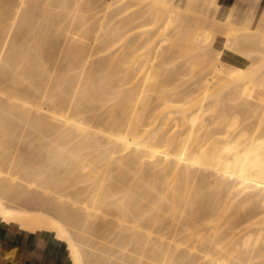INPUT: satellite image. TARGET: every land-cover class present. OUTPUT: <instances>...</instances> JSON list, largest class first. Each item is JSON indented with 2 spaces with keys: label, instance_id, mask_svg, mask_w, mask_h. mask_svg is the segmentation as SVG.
<instances>
[{
  "label": "bare ground",
  "instance_id": "obj_1",
  "mask_svg": "<svg viewBox=\"0 0 264 264\" xmlns=\"http://www.w3.org/2000/svg\"><path fill=\"white\" fill-rule=\"evenodd\" d=\"M68 1L0 0V219L30 232H50L71 264H165L172 258L178 264H264V78L242 82L238 74L212 81L206 72L207 78L176 85L184 87L182 93L168 92L173 75L184 68L167 71L171 45L159 51L172 31L163 29L188 20L207 25L203 31L216 39L207 59L221 60L224 47L237 56L255 50L264 57V4L254 18L250 10L242 17L246 4L237 0L219 19L218 0L133 1L130 7L144 4L137 16L150 4L153 13H145L152 21L161 11L163 28L155 43L148 38L144 52L150 62L159 53L161 58L139 80L130 69L136 59L132 39L123 51H108L119 39L108 35L110 29L109 37L100 33L106 31L104 17L89 22L88 9L97 0H72L74 13L84 3L88 15L71 13L73 31L59 26L67 13H53L52 7L51 13L48 4L64 7ZM114 2L97 7L104 5L100 11L108 16ZM120 18L114 26L123 23L127 31ZM116 27L118 37L122 31ZM207 62L221 78L238 68ZM16 139L15 152L10 145L17 146ZM80 230L135 245L155 241L157 248L149 244L147 255L156 263L103 245L94 248ZM178 241L215 243L201 250L203 261L197 262L188 249L177 248ZM225 241H241L246 249L231 255L235 261H214L211 250ZM89 244L100 252L87 250ZM260 256V262L252 261Z\"/></svg>",
  "mask_w": 264,
  "mask_h": 264
},
{
  "label": "rangeland",
  "instance_id": "obj_2",
  "mask_svg": "<svg viewBox=\"0 0 264 264\" xmlns=\"http://www.w3.org/2000/svg\"><path fill=\"white\" fill-rule=\"evenodd\" d=\"M53 1V0H52ZM80 1V0H79ZM83 0H81V2H82ZM101 1V0H100ZM99 0H97L94 4H92V8H90V9H88V11H89V13H88V11H86L85 9L83 10L82 9V7L84 8L85 7V5H84V3H82V5H81V3H80V5H81V8L79 7V5L77 6L78 8H80L79 10H76L75 11V13H74V10L76 9H72L73 8V6H74V1H68V4H69V2H70V4L68 5V7H67V5L65 4V6L63 7V5H61L62 7H60V6H57L54 2H51V3H49L48 4V9H49V11L52 13V11H53V13H58V14H60L62 11L65 13V15H66V13H67V15H66V17L67 18H65V19H63L62 18V16L60 17V18H62V21L64 20V22H61L62 24H60L59 26H62V27H64L65 25L67 26L68 25V31H70V29L73 27V25H71L70 24V22H67V20L69 21L71 18V13H74V15H75V17L77 18L78 16L77 15H80L79 13H82V15H83V13L85 14V15H88L89 16V22H94V20H93V18L95 19V21H97V19H98V15H100V17H104L103 18V21H105L107 24H105V27H106V31H101L100 33L101 34H104V32H105V34H106V36L107 37H109V36H112V37H114L115 39H119L118 41H115V43H113L112 45L113 46H111L110 47V49H108V51H116L117 53H118V51L120 52V51H123L122 50V48L123 47H126V42L127 41H129L128 39L129 38H131L132 40H130V42H132V44H134L133 45V47H134V49H135V60H134V62L132 63V67H130V69L132 68V69H134V71H135V77L137 78V79H139V80H141L142 79V77H143V75L145 74V72H146V69H147V66H148V64H149V66L151 65V63H155V62H157L158 60H160V58H161V54L159 53V55H156L157 57L154 59L153 58V61H152V57H151V54H149V56L146 54H144V52H145V50L147 49V47H149V45L152 43V42H156L157 40H158V38L160 37V34L162 33V26H161V21L159 22V16H160V14H161V11H159L160 12V14H158L157 16L158 17H156L155 18V20H153L154 21V23H153V21L151 20L153 17V15H148V14H150V13H153V9L155 8L154 7V5H152V4H150V5H148V6H151L150 8H149V10H147L148 11V14L147 13H145V9H148V8H144V10H142L141 9V13H143L142 11H144V16L142 17L141 16V14H140V16L142 17H140V16H137V10L139 9L140 10V8L142 7V6H144V4H142V3H136V4H134V5H132L133 3V1H135V0H113V4L108 8V10L109 9H111V7L113 6V8L111 9V10H109V14H108V16H106V12H107V10L106 9H104L105 11V13H103V12H101V11H103L102 10V7L104 6V5H102L101 7H100V5L103 3L104 4V1L102 2H100ZM125 1H127V2H125ZM147 1V0H146ZM231 0H228V2H230ZM254 1V0H253ZM71 2H73V3H71ZM101 3L100 5H99V7H97L98 6V3ZM143 2H145V0L143 1ZM148 2V1H147ZM118 3H123V4H121V5H123V6H120V4H118ZM125 3H127V4H125ZM130 3H132L131 5V7H130ZM54 5V6H51V5ZM115 4H116V7H115ZM129 4V5H128ZM142 4V5H141ZM147 4H149V3H146V6H147ZM252 4H253V2H252ZM252 4L249 6V7H247L246 5H245V7L243 8V13H242V17L244 16V13H246L248 10H250L251 11V18H254V16H255V13L253 12V7H252ZM95 5V6H94ZM226 5V4H225ZM225 5H223V7H222V9L218 12V15H217V18H219V19H222L223 18V16H224V12H225V8H226V6ZM50 6V7H49ZM127 6H129V7H127ZM147 6V7H148ZM51 7L53 8L52 9V11H51ZM57 7V8H56ZM72 7V8H71ZM95 7V8H94ZM124 7H126V8H124ZM86 8V7H85ZM98 8H100L99 10H98ZM104 8V7H103ZM116 8V9H115ZM120 9L121 8V10H118V9ZM128 8V9H127ZM82 9V10H81ZM65 10V11H64ZM82 12H81V11ZM97 10V11H96ZM101 10V11H100ZM120 11L121 13H118V12H116V14H115V11ZM122 10H123V12H122ZM130 10V11H129ZM136 10V11H135ZM72 11V12H71ZM99 11V12H98ZM127 11V12H126ZM133 12V14H132V12ZM135 11V12H134ZM146 11V12H147ZM150 11V12H149ZM152 11V12H151ZM62 12V13H63ZM86 12L88 13V14H86ZM139 12V11H138ZM91 13V14H90ZM102 13H103V15H102ZM114 13V14H113ZM131 13V14H130ZM137 13V14H136ZM140 13V12H139ZM222 13V14H221ZM93 14V15H92ZM105 14V15H104ZM134 14H136V17H135V15ZM64 14H63V16H65ZM74 15H73V19H74ZM84 15V16H85ZM90 15H91V17H90ZM113 15V16H112ZM116 15V16H115ZM123 15V16H122ZM130 15H132V17L134 18H132ZM139 15V14H138ZM81 16V15H80ZM79 16V17H80ZM98 16V17H97ZM120 16L123 18V21H124V18H125V23H127V24H125V25H129L128 27L129 28H126V30L127 31H122L125 27L123 26V23L121 24H115V26H114V24L113 23H115V20L117 19L118 20V18H120ZM128 16V17H127ZM99 17V18H100ZM70 18V19H69ZM76 18H75V20H76ZM107 18H108V20H107ZM126 18H127V20H129L131 23H129V22H127V20H126ZM129 18H131V20L129 19ZM136 18H138V19H136ZM106 19V20H105ZM110 19V20H109ZM114 19V20H113ZM121 19V18H120ZM154 19V18H153ZM135 20V21H134ZM140 20H142V21H140ZM158 20V21H157ZM66 21V22H65ZM108 21V22H107ZM121 22H122V19L120 20ZM137 21H140V22H137ZM117 22H119V21H117ZM116 22V23H117ZM136 24H134V23ZM179 23V21H176V22H173V24L171 23L169 26H167V27H165L164 29H163V31L165 30V32L167 33V32H169V33H167L168 35L170 34V31H171V34L169 35L170 37H169V39L168 40H166L165 41V46L166 47H164V43L162 42L161 44V46H160V49H159V51L162 49H167V48H169L170 46L169 45H171V47H170V52H169V54H170V60H169V62L165 65L167 68H166V70L167 71H169V68L171 69V71H174V69H180V70H183L182 68H184V70L181 72V74H179V73H177V75H173L174 77H172V78H174V80L172 81V84L171 85H169V88H171V87H174V88H172L173 90H169V89H167V91L169 92V91H174V93H175V90L176 91H178V92H180V93H182V91L184 90V87H185V85H187V84H184V83H182V82H186V83H190V82H192L193 80L195 81V80H197L198 79V81H199V79L200 78H207L208 76L207 75H211L210 77L213 79H210V80H212V81H223V80H232L233 78H234V76H236V75H238V74H242V75H244L243 76V79L241 78V80H242V82H250V81H254V80H261V79H263L264 78V57H262V55H261V53H259L258 51H252V50H250V51H247V53L246 54H243V55H241V56H237L236 54H235V60L237 61V67L238 68H236L233 72H231L230 74H228L227 76H225L224 78H221L222 76L220 75V73H221V71H219L218 70V72H220V73H218V72H216V74L214 73H211V65L209 66L208 64V62L207 61H209L211 64H215V63H217V62H219V63H217L218 64V66L219 65H221V62H222V60H220V58L217 60V59H215V60H211V59H207V58H209L208 56H210V51L212 50V47L214 46V45H212L213 43H211V42H215L216 43V39H213V37H211L210 36V33L208 32V30H205V31H203L204 29H207L206 27H207V25L205 26L204 24H199L198 25V23H196L195 24V22H193V21H188V20H185V21H181L180 23L182 24V25H185L186 24V27L184 26V28L182 27V25L179 23V25H178V23ZM67 23H69V24H67ZM129 23V24H128ZM133 23V24H132ZM139 23V24H138ZM158 23V24H157ZM110 24V25H109ZM112 24H113V26H112ZM138 24V25H137ZM196 26L197 25V27H195L194 25ZM251 25H252V21H251V23H250ZM108 27H107V26ZM130 25L132 26L131 28H130ZM173 25V26H172ZM177 25V28L176 27H174V26H176ZM194 27H193V26ZM72 26V27H71ZM112 26V27H111ZM116 26H118V27H116ZM158 26H160V27H158ZM172 26V27H171ZM179 26V27H178ZM181 26V27H180ZM187 26H190V27H188L187 28ZM202 28H201V27ZM55 27H57V26H55ZM115 27L116 28H118L119 29V32L120 31H122L121 33H119L118 35V37H116V35H117V31L118 30H116V33L115 32H113L114 30H115ZM158 27V28H157ZM199 27H200V29H199ZM64 28H66V27H64ZM113 30H112V29ZM175 30H174V29ZM180 28V29H179ZM182 28V29H181ZM204 28V29H203ZM108 29V30H107ZM109 29H110V33H108V35H107V33L106 32H108L109 31ZM168 29V30H167ZM176 29H178V30H176ZM71 31H73V28L71 29ZM111 32H113L114 34H115V36L113 35V33H111ZM124 32V34H122ZM206 32V33H205ZM71 33V32H70ZM158 33H160V34H158ZM76 36H77V33L75 32L74 33ZM74 34H72L71 36H72V40H73V42H79L78 41V39L77 38H75V41H74V37H73V35ZM112 34V35H111ZM208 36H207V35ZM74 35V36H75ZM75 36V37H76ZM122 36V37H121ZM120 37V38H119ZM158 37V38H157ZM212 39V41L210 40V38ZM150 39V41H151V43H150V41H149V39ZM114 39V40H115ZM144 39L146 40V41H148L147 43L144 41ZM155 39H156V41H155ZM128 43V44H131V43ZM145 42V43H144ZM148 43H150L149 45H148ZM214 43V44H215ZM132 44H131V46H132ZM166 44H169V45H166ZM212 45V46H211ZM130 46V45H129ZM128 46V47H129ZM168 46V47H167ZM133 47H130V49L131 48H133ZM146 47V48H145ZM214 48V47H213ZM117 49V50H116ZM127 49H129V48H127ZM209 49V50H208ZM202 50H208L207 52L206 51H204V53H203V51ZM125 51V50H124ZM127 51V50H126ZM152 51V50H151ZM201 51H202V53H201ZM161 52V51H160ZM100 53V55L101 54H103V52H99ZM151 53V52H150ZM206 53H208V54H206ZM96 54V53H95ZM95 54L93 55L94 56V58L95 57H97L99 54L97 53L96 54V56H95ZM198 54V55H197ZM202 54V55H201ZM153 56V55H152ZM160 58H159V57ZM204 56V57H203ZM149 57H151L150 58V60H151V62L149 61ZM174 57V58H173ZM200 57V58H199ZM173 58V59H172ZM202 58V59H201ZM207 60H206V59ZM217 60V61H216ZM220 60V61H219ZM214 61V62H213ZM216 61V62H215ZM248 62V63H247ZM172 63V64H171ZM210 67V68H207L208 66ZM176 66L178 67V68H176ZM207 66V67H206ZM172 67V68H171ZM173 67H175V68H173ZM208 69V70H207ZM221 70V69H220ZM253 72L252 73V75L250 74L249 76H246L245 75V72L248 74L249 72ZM207 72V73H206ZM170 73V72H169ZM207 75H206V74ZM213 74V75H212ZM206 77H205V76ZM202 76H204V77H202ZM215 76V77H214ZM252 76V77H251ZM251 77V78H250ZM177 79V80H176ZM219 79V80H218ZM220 79H222V80H220ZM152 79H150L149 81H147L146 82V84H149V82L151 81ZM175 82V83H174ZM197 82V81H196ZM238 82H240V81H238ZM238 82H232V84H235V83H238ZM180 85V84H184L182 87H180V86H177V87H179V88H176V85ZM144 86H146L145 84L143 85V87ZM180 88H183V90H180ZM253 92H255L256 93V90L254 89V90H252L250 93L251 94H254ZM142 93H144V94H146V92H142ZM175 113V112H174ZM173 113V114H174ZM168 128V127H167ZM11 142H14V139L13 140H11ZM10 142V144H13V143H11ZM15 142H17V146H15L16 145V143H14L13 145H10L11 147V149H13V150H15V152L17 151V149H18V146H19V141L16 139V141ZM22 146V144L20 145V147ZM16 147V148H15ZM24 145H23V149H22V147L18 150V154H20V152L19 151H21V152H24L25 150H24ZM11 149H10V152H11ZM12 150V153L14 154L15 152ZM17 153H15V154H17ZM14 154V155H15ZM17 154V155H18ZM54 164V163H53ZM52 164V165H53ZM181 217H182V215H181ZM179 218H180V216H179ZM183 218V217H182ZM181 219V218H180ZM223 221V220H222ZM222 221L221 222H219V223H222ZM223 224V223H222ZM220 226H222V225H220ZM219 226V227H220ZM221 230H223L224 228L223 227H221L220 228ZM78 233H79V235H82L83 234V231H78ZM82 233V234H81ZM87 234V235H86ZM86 235V237H84V238H90L89 239V241H88V239L86 240L85 239V241H86V243H91V245H93L92 247H94V248H97V246H98V248L99 247H101L102 245L104 246V247H106V248H108L111 252H113L114 254H120V253H117L116 252V250L117 249H119L118 250V252L121 250L122 252H121V254H124L125 256L126 255H130V256H132V257H139V256H142V260H146V261H150L151 263H153L154 261H151V252H150V249H147V247H149L150 245V247L149 248H151L153 245H154V247L155 246H157V244H155V241L153 242V241H147L148 242V246L146 245V243L145 242H143V244H145V246H146V249H145V247L143 246V244L141 245V243L142 242H139V244H137V245H135L134 244V242L133 241H123V242H119V241H116L115 239H114V237H113V234L112 235H109V237L107 236H105V237H97V236H91L90 234H89V232L88 231H84V234L82 235V236H85ZM88 236V237H87ZM92 238H91V237ZM110 236H112L113 237V239H112V237H110ZM252 237H253V234H252ZM96 238V239H95ZM91 239H92V241H91ZM94 239V240H93ZM94 242H95V244H94ZM152 242H153V245H152ZM157 242V241H156ZM164 244L163 245H165V242L164 241H162ZM170 242H171V244H170ZM170 242H168L167 241V243H169V245H171V246H173V244H175L176 242L175 241H170ZM175 242V243H174ZM203 242V241H202ZM202 242L201 241H178V249L180 248V250L181 249H184V250H186V249H188L189 251H190V253H189V251H184L185 253H188V254H190L191 255V253L194 255V257H195V259L197 260V262H200L203 258H201V257H203L202 256V252H204V251H201V250H206V249H208V245L210 246V245H213V243H215V241H205V242H203V244H202ZM222 241H220V242H217L216 241V244L217 243H221ZM252 241H250V243H251ZM99 243V244H98ZM120 243H121V245H120ZM166 243V244H167ZM212 243V244H211ZM240 243H241V241H225V243H224V246L222 247L221 246V248L220 247H217V249L215 250V249H213V250H211L214 246H212V248L211 247H209V248H211L210 250H211V253H212V255H213V259H214V261H216L217 260V258H220V257H222V258H224V260H223V262L224 261H228V260H230V261H235V259L234 258H232V256L231 255H234L235 253L237 254L238 253V251H240V252H244L245 250L244 249H246V247H244V246H241L240 245ZM258 243V245H259V243L260 242H257ZM264 243V241L262 242L261 241V243H260V246H261V244H262V246L264 245L263 244ZM105 244H107V246L105 245ZM150 244V245H149ZM216 244H215V246H216ZM90 244L88 245V246H85V247H87L86 249L87 250H89V251H91V252H97V253H99L98 251H95V250H97V249H94V248H91V247H89V246H91ZM180 245V246H179ZM221 245V244H220ZM223 245V244H222ZM257 245V246H258ZM96 246V247H95ZM142 246L144 247V249L146 250V252L144 253V249H142ZM203 247V248H202ZM206 247V248H205ZM248 247H250V246H248ZM254 247V249H255V245L253 246ZM88 248H90V249H88ZM131 248H132V250H131ZM138 250H137V249ZM157 247H155V249H156ZM219 248V249H218ZM236 248H238V249H236ZM241 248H242V250H241ZM66 249V248H65ZM91 249H93V250H91ZM116 249V250H115ZM235 249V250H234ZM134 250V251H133ZM135 250H137V251H135ZM147 250H149V252L147 251ZM210 250H209V253H210ZM183 251V250H182ZM139 252V253H138ZM146 254V255H145ZM147 254H149L150 256V258L151 259H149L148 258V255ZM235 254V255H236ZM192 255V256H193ZM196 255V256H195ZM199 256V258L197 259L196 257H198ZM167 260L169 259V258H166ZM260 259V260H259ZM261 259H262V256H260V257H257V258H255V259H252V261L253 262H260L261 261ZM257 260H259V261H257ZM263 260V259H262ZM169 261V262H168ZM167 262H165V264H178V263H175V262H173L174 261V259L172 258V259H169ZM203 261V260H202ZM201 261V262H202ZM127 263V262H126ZM154 263H156V262H154ZM129 264V263H128ZM156 264H159V262L158 263H156ZM179 264H181V263H179Z\"/></svg>",
  "mask_w": 264,
  "mask_h": 264
},
{
  "label": "crops",
  "instance_id": "obj_3",
  "mask_svg": "<svg viewBox=\"0 0 264 264\" xmlns=\"http://www.w3.org/2000/svg\"><path fill=\"white\" fill-rule=\"evenodd\" d=\"M218 1L222 2L218 12L224 4H226L225 12H227L229 6L234 5L237 0ZM240 1L247 7L253 2L255 15L264 4V0ZM222 58L221 60L228 66L237 65L235 52L228 47L222 49ZM0 264H71V260L68 251L59 241L53 239L50 232H30L14 224L4 223L0 219Z\"/></svg>",
  "mask_w": 264,
  "mask_h": 264
}]
</instances>
